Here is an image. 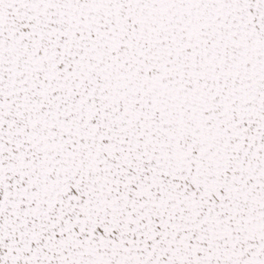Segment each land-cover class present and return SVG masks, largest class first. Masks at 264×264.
I'll return each instance as SVG.
<instances>
[{
  "label": "snow or ice",
  "instance_id": "obj_1",
  "mask_svg": "<svg viewBox=\"0 0 264 264\" xmlns=\"http://www.w3.org/2000/svg\"><path fill=\"white\" fill-rule=\"evenodd\" d=\"M0 264H264V0H0Z\"/></svg>",
  "mask_w": 264,
  "mask_h": 264
}]
</instances>
